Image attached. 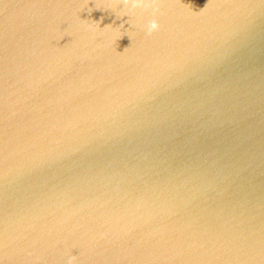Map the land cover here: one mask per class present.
<instances>
[{
    "label": "water",
    "instance_id": "1",
    "mask_svg": "<svg viewBox=\"0 0 264 264\" xmlns=\"http://www.w3.org/2000/svg\"><path fill=\"white\" fill-rule=\"evenodd\" d=\"M159 9L0 0V264H264V0Z\"/></svg>",
    "mask_w": 264,
    "mask_h": 264
},
{
    "label": "clouds",
    "instance_id": "2",
    "mask_svg": "<svg viewBox=\"0 0 264 264\" xmlns=\"http://www.w3.org/2000/svg\"><path fill=\"white\" fill-rule=\"evenodd\" d=\"M113 3L122 4L129 12H134L137 9L151 8L153 12V18L145 25L146 34L151 36L160 30V24L155 18L156 14H158L160 11L159 0H113ZM208 7H210V4H207V6L201 12L206 10ZM123 15H128V12L123 13ZM96 25L98 26V24ZM121 27H123V25H121ZM76 259V256H71L68 260V264H75Z\"/></svg>",
    "mask_w": 264,
    "mask_h": 264
}]
</instances>
